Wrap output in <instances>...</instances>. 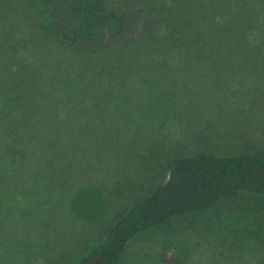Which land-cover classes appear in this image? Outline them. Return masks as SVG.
Masks as SVG:
<instances>
[{"label":"trees","instance_id":"obj_1","mask_svg":"<svg viewBox=\"0 0 264 264\" xmlns=\"http://www.w3.org/2000/svg\"><path fill=\"white\" fill-rule=\"evenodd\" d=\"M15 2V10L29 19L25 28L0 29V264H13L15 253L29 260L27 240L37 221H58V205L68 201L64 192L53 191L57 174L52 158H63L64 150L73 153L72 142L54 123L60 107L53 104L61 99L40 98L32 85L36 70L29 58L36 49L28 42L53 37L57 51L82 60L68 66L73 75L63 82V87L76 86L72 99L91 88L95 76L124 75L142 61H162L153 72L161 84L171 85V77L179 75L189 88L204 87V93L217 89L221 96L235 92L236 86L246 87L258 74L246 88L264 90V0H131L133 6L120 8L112 0ZM47 10L56 27L43 20ZM52 49L57 52L53 45L45 47L49 54ZM94 54L105 64L91 62ZM171 61L183 66L175 68ZM86 66L93 76L79 75ZM43 78L46 84L59 82L47 74ZM181 85L174 83L179 90ZM66 101L71 102L66 99L63 105ZM88 139L78 141L79 154L81 141ZM167 157V180L133 202L73 264H120L133 241L152 232L168 233L189 215L211 210L260 214L264 209V149L231 154L203 149ZM42 175L50 182L45 181L47 186L41 183ZM184 250L189 251L187 244ZM189 259L166 262L161 255L158 261L187 264Z\"/></svg>","mask_w":264,"mask_h":264},{"label":"rangeland","instance_id":"obj_2","mask_svg":"<svg viewBox=\"0 0 264 264\" xmlns=\"http://www.w3.org/2000/svg\"><path fill=\"white\" fill-rule=\"evenodd\" d=\"M15 1L1 4V30H16L17 25L25 28L29 18L15 10L19 5ZM112 4L115 8L133 6L131 0H112ZM42 18L56 27L48 10ZM28 44L36 49L29 58L36 70L32 85L40 98L44 94L48 99H61L53 104L60 107L54 123L67 132L73 153L64 150L63 158H52L57 174L53 191L64 192L68 198L65 201L63 197L67 203L58 205L59 220L37 221L27 240L31 249L26 258L30 259L15 253L13 264L76 263L133 202L167 180L169 155L203 149L218 154L264 149V93L260 92L264 90L247 89L252 87L250 81L258 80V74L249 78L247 88L237 90L236 86L235 92L217 96V89L208 91L209 95L204 87L189 88L179 75L171 77V85L161 84L153 72L162 61H142L124 75L95 76L94 85L72 99L70 92L77 90L76 86L63 87V82L73 75L68 66L82 60L57 51L53 37ZM49 45L57 52L52 49L54 53L49 54L45 50ZM101 60L94 54L91 62L105 64ZM168 64L175 68L182 65ZM92 73L87 66L79 69L81 76L91 77ZM44 74L59 82L46 84ZM174 83L182 84V91ZM66 99L71 102L63 105ZM44 103L48 104L47 100ZM83 137L89 139L81 141L79 154L78 141ZM40 178L47 186L45 181H49H44L43 175ZM183 243L189 251H183ZM161 255L166 262L188 256L187 264H264V209L260 214L211 210L180 218L168 233L152 232L133 241L120 264H162L158 261Z\"/></svg>","mask_w":264,"mask_h":264}]
</instances>
